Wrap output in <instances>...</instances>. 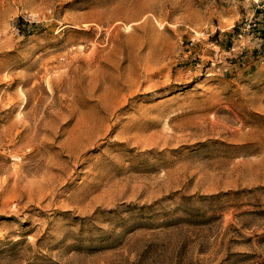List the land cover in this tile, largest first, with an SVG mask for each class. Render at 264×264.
Segmentation results:
<instances>
[{
	"label": "rangeland",
	"instance_id": "374dc122",
	"mask_svg": "<svg viewBox=\"0 0 264 264\" xmlns=\"http://www.w3.org/2000/svg\"><path fill=\"white\" fill-rule=\"evenodd\" d=\"M0 264H264V0H0Z\"/></svg>",
	"mask_w": 264,
	"mask_h": 264
}]
</instances>
